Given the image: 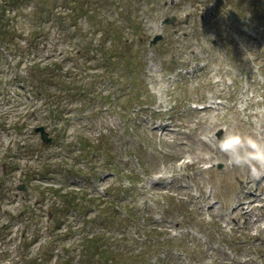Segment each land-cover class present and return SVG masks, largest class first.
<instances>
[{
  "label": "rangeland",
  "instance_id": "rangeland-1",
  "mask_svg": "<svg viewBox=\"0 0 264 264\" xmlns=\"http://www.w3.org/2000/svg\"><path fill=\"white\" fill-rule=\"evenodd\" d=\"M249 1L241 0L238 7L250 10ZM140 10L146 11L142 41L133 55L143 73L137 77L142 104L136 106L145 112H129L128 130L117 113L87 117V111H76L79 104L72 103L67 107L70 125L61 144L54 142L53 127L38 124L39 117L28 118L20 132L12 128L0 132V157L18 151L12 149L16 141L32 146L31 153L18 156L20 169L8 178L14 192H3L0 201V264H46L39 259L29 262L43 253L49 227L44 217L34 234L37 243L25 246L33 235L30 231L22 239L28 224L19 211L34 203L37 195L35 188L26 193L18 189L25 168L62 161L76 172L96 175L87 185L80 177L64 183L80 196L97 199L87 218L116 198L115 186L128 185L105 171L97 157L85 161L74 143L79 139L91 144L107 140L120 171L139 177L140 190L118 202L132 203L139 219L129 230L117 222L100 227L112 236L109 244L118 264H264V180H253L247 169L229 166L225 154L216 148L215 136L218 131L223 136L225 130L236 129L264 140V2L258 13L244 12L235 21L228 18L226 0H152L144 1ZM171 18H175L173 24H162ZM157 36L161 39L153 44ZM190 67L195 71L187 74ZM92 73L103 71L96 68ZM90 75L91 70L82 73L87 80ZM13 94L12 86L0 89V117L6 125L19 119L22 123L28 107L23 97L15 101ZM201 106L207 108L197 111ZM33 125L45 128L52 138L50 145L29 130ZM66 144L71 148L65 150ZM1 175L0 167V184ZM9 222L13 226L4 227ZM82 223L72 220L77 233L64 240L68 250L56 244L47 264H55L54 255L75 263L85 257L84 239L100 231L86 225L79 237L77 228ZM135 239L136 250L129 254L125 242Z\"/></svg>",
  "mask_w": 264,
  "mask_h": 264
},
{
  "label": "trees",
  "instance_id": "trees-1",
  "mask_svg": "<svg viewBox=\"0 0 264 264\" xmlns=\"http://www.w3.org/2000/svg\"><path fill=\"white\" fill-rule=\"evenodd\" d=\"M144 1L152 0H0V79L4 81H0V89L6 90L12 86L13 99L16 101L23 97L28 104L22 123L19 119L6 125L0 117V132L11 128L20 132L27 127L25 122L28 118L39 117L38 124L53 127L52 130L56 133L54 142L61 144L70 125L67 107L72 103L79 104L76 111H87V117L117 113L128 130L131 126L129 112L135 115L145 112L136 106L142 104L137 77H141L143 73L137 65V56L133 55L135 46L141 45L142 41V21L146 11H141L140 5ZM193 1L196 3L199 0ZM226 1L231 21L240 18L247 11L258 13L264 2L250 0L248 5L253 8L243 11L238 7L241 0ZM221 4L217 6L218 10L222 9ZM223 8H226L225 4ZM18 39H21L22 44ZM59 45L63 48L55 56ZM140 50L136 49L137 52ZM70 62L68 67H64ZM96 68L103 73L93 74L92 70ZM89 70L91 75L87 80L82 73ZM35 127L33 125L29 130L34 131ZM106 141L97 140L96 144L88 143L86 139L74 141L85 161L97 157L105 166V171H110L128 184L123 188L122 184L115 186L116 198L106 201L105 208L93 217L87 218V215L95 209L97 199L88 194L80 196L64 187V183L67 179L80 177L87 185L91 177L96 175L76 172L62 165V161L53 164L43 161L38 169L28 167L23 170L18 181L22 186L21 191L26 193L31 188L37 189L34 203L23 205L19 211L23 216L22 220L28 224L24 228L22 239H25L26 231L33 234L25 241V246L37 243L38 237L34 234L39 225H43L45 221L49 224L45 228L48 232L46 231L43 253L30 259V263H37L39 259L47 264L56 244L68 250L63 244L64 240L77 233L71 224L72 220L81 219L84 222L77 228L81 237L86 225H94L100 231V227L109 228L117 222L120 228L129 230L139 219L132 203H118L138 190L136 182L139 177L131 173L128 176L120 171L115 162V153L107 148ZM14 146L12 149L18 151H10L0 157V201L4 196L3 192L12 193L15 190L14 186L8 184V178L20 169L18 156L32 152L28 141H16ZM65 147L67 150L71 145L66 144ZM33 181L51 185L43 188L35 186ZM4 225L6 228L13 226L10 222ZM111 238L106 231L96 232L89 239H84L86 255L80 262L75 263L70 259L65 261V258L60 259L54 255L55 264H118L109 244ZM136 241L137 239L125 242L129 254L136 250ZM168 258L167 252L166 259Z\"/></svg>",
  "mask_w": 264,
  "mask_h": 264
},
{
  "label": "clouds",
  "instance_id": "clouds-1",
  "mask_svg": "<svg viewBox=\"0 0 264 264\" xmlns=\"http://www.w3.org/2000/svg\"><path fill=\"white\" fill-rule=\"evenodd\" d=\"M216 148L227 157V164L247 169L250 178H264V140L239 130H225Z\"/></svg>",
  "mask_w": 264,
  "mask_h": 264
},
{
  "label": "water",
  "instance_id": "water-1",
  "mask_svg": "<svg viewBox=\"0 0 264 264\" xmlns=\"http://www.w3.org/2000/svg\"><path fill=\"white\" fill-rule=\"evenodd\" d=\"M175 18H171V19H165L163 20L162 24H173L174 23ZM161 36H157L154 39L153 44L155 43V41L160 40ZM34 131L38 134H40V140L42 141V143L44 145H47L49 143H51V137H49V134H47V132L45 131V128L43 126L41 127H36L34 129ZM215 136L218 137V139H220L222 137V132L218 131L215 133ZM18 189L22 190V187L20 186Z\"/></svg>",
  "mask_w": 264,
  "mask_h": 264
}]
</instances>
